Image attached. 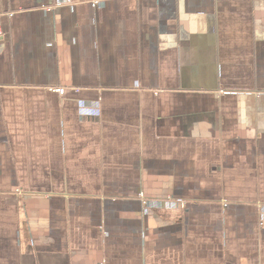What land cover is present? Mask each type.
Returning <instances> with one entry per match:
<instances>
[{
    "label": "crops",
    "instance_id": "1",
    "mask_svg": "<svg viewBox=\"0 0 264 264\" xmlns=\"http://www.w3.org/2000/svg\"><path fill=\"white\" fill-rule=\"evenodd\" d=\"M93 1L0 0V264H264V0Z\"/></svg>",
    "mask_w": 264,
    "mask_h": 264
},
{
    "label": "built area",
    "instance_id": "2",
    "mask_svg": "<svg viewBox=\"0 0 264 264\" xmlns=\"http://www.w3.org/2000/svg\"><path fill=\"white\" fill-rule=\"evenodd\" d=\"M67 1L70 2V0H67ZM92 3H93V5H97L98 0H94ZM64 91H65V89L62 87L55 88V92L60 94V95H63L65 93Z\"/></svg>",
    "mask_w": 264,
    "mask_h": 264
}]
</instances>
